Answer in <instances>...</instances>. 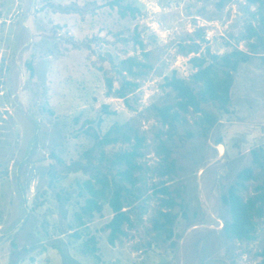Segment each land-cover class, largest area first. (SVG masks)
<instances>
[{"label":"rangeland","instance_id":"1","mask_svg":"<svg viewBox=\"0 0 264 264\" xmlns=\"http://www.w3.org/2000/svg\"><path fill=\"white\" fill-rule=\"evenodd\" d=\"M107 1L0 0V264H60L55 243L76 264H264V215L255 218L252 239L233 238L222 228L220 200L251 166V151L264 150V53L237 65L224 110L202 102L200 112H182L170 126L156 109L174 103L164 85L172 73L190 82L191 57L208 63L210 55L249 49L241 37L255 24L256 6L125 0L140 12L120 17ZM202 20L218 26L208 42ZM193 43L196 51L186 53ZM124 79L136 87L114 97ZM137 136L133 181H123L132 224L110 245L106 204L83 227L73 212L87 196L82 181L122 169L113 156L131 150ZM253 171L256 178L242 182L245 196L264 181ZM162 185L168 194L157 191ZM167 196L173 220L157 232L153 218L162 221L157 211L167 210ZM89 235L98 260L80 252Z\"/></svg>","mask_w":264,"mask_h":264},{"label":"trees","instance_id":"2","mask_svg":"<svg viewBox=\"0 0 264 264\" xmlns=\"http://www.w3.org/2000/svg\"><path fill=\"white\" fill-rule=\"evenodd\" d=\"M125 0H109L107 5L110 8H116V12L120 17L127 15L135 17L139 14V9L129 3H123ZM227 0H218L216 6L222 7ZM247 5H255L252 17L255 18L254 25H247L245 33L241 39L251 40L249 49L242 51L234 49L229 53L218 56L210 55L209 62H206L205 57H191L194 71L191 74L190 82L176 76L172 73L165 79L164 85L168 87L174 94L175 100L173 104H165L157 107V113L163 124L172 126L180 119L181 113L189 109L200 112L202 102L210 101L215 103L218 108L225 109L229 101V88L232 83V73L236 70L240 62H245L254 53H264V0H245ZM134 42L139 48L142 47L141 41L136 39L134 34ZM197 43H193L188 47L186 53L196 51ZM260 50V51H258ZM30 68V65H29ZM131 71L130 68H128ZM107 92L112 90V82L106 79ZM136 85L124 79L120 82L117 89L114 90V97L124 98L125 95L133 90ZM208 115H206V119ZM95 140L101 142V139L94 134ZM104 138V139H103ZM103 141L108 142L113 140L105 135ZM141 139L137 136L133 143L132 149L114 154L113 162L123 165L122 169H117L110 177L103 173H96L92 178H87L82 181L81 187L86 192V197L83 203L78 207V210L73 212V222L76 228L86 226L94 214L102 215L103 205H107L111 211L110 219L103 225V229L108 231L107 242L113 245L119 235L123 234V226L131 225L132 220L128 213L130 201L128 196L131 190L124 180L132 183V169L137 167L134 161ZM170 164L165 163V170L159 171L160 174H165L170 170ZM257 168V174L264 176V150L251 151V166L243 168L237 174L235 184L228 186L226 192L220 196L221 203L227 213V218L223 219L224 231L239 240H250L254 237L255 218L264 215V181L256 185L257 192L245 196L243 193V180L256 178V172L253 169ZM159 170V168H157ZM157 191L168 194V187L162 185ZM161 202L166 206L167 210L158 209L159 217L153 218L152 228L157 232L165 230L164 224L169 225L173 220V216L169 213V209L175 205L172 197L167 196L161 199ZM76 228L74 230H76ZM170 228H167L168 237ZM78 238L76 231H72V235ZM95 237L89 235L81 243L80 252L82 254L91 255L95 260H98L96 254ZM61 256L63 264H76V261L64 252L61 243L51 245Z\"/></svg>","mask_w":264,"mask_h":264},{"label":"built area","instance_id":"3","mask_svg":"<svg viewBox=\"0 0 264 264\" xmlns=\"http://www.w3.org/2000/svg\"><path fill=\"white\" fill-rule=\"evenodd\" d=\"M213 26L218 28L216 23H212V22H209V21L202 20V22L199 23L198 28H201L203 30L202 38H203V40L205 42H208L212 38V36H213V29H212ZM172 31H173L172 27H170V26L169 27H163V30H162V32L164 34H170ZM196 54H193V55H196Z\"/></svg>","mask_w":264,"mask_h":264},{"label":"crops","instance_id":"4","mask_svg":"<svg viewBox=\"0 0 264 264\" xmlns=\"http://www.w3.org/2000/svg\"><path fill=\"white\" fill-rule=\"evenodd\" d=\"M43 251H44V250H43ZM55 254H56V253H55ZM57 258H58L57 260L60 261V260H59V257H57ZM55 260H56V259H55ZM60 264H62L61 261H60Z\"/></svg>","mask_w":264,"mask_h":264},{"label":"bare ground","instance_id":"5","mask_svg":"<svg viewBox=\"0 0 264 264\" xmlns=\"http://www.w3.org/2000/svg\"><path fill=\"white\" fill-rule=\"evenodd\" d=\"M220 150V149H219Z\"/></svg>","mask_w":264,"mask_h":264}]
</instances>
